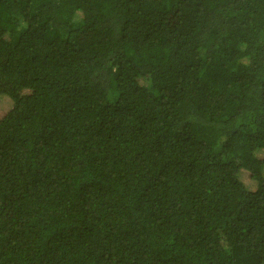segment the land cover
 <instances>
[{"label": "trees", "instance_id": "1", "mask_svg": "<svg viewBox=\"0 0 264 264\" xmlns=\"http://www.w3.org/2000/svg\"><path fill=\"white\" fill-rule=\"evenodd\" d=\"M0 264H264V0H0Z\"/></svg>", "mask_w": 264, "mask_h": 264}, {"label": "rangeland", "instance_id": "2", "mask_svg": "<svg viewBox=\"0 0 264 264\" xmlns=\"http://www.w3.org/2000/svg\"><path fill=\"white\" fill-rule=\"evenodd\" d=\"M76 24V26L79 24V23H75Z\"/></svg>", "mask_w": 264, "mask_h": 264}]
</instances>
